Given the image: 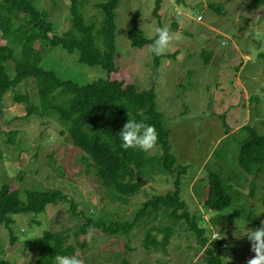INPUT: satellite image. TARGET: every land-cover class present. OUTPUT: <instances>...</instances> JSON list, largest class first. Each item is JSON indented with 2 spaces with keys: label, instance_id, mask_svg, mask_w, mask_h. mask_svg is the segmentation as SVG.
Wrapping results in <instances>:
<instances>
[{
  "label": "rangeland",
  "instance_id": "374dc122",
  "mask_svg": "<svg viewBox=\"0 0 264 264\" xmlns=\"http://www.w3.org/2000/svg\"><path fill=\"white\" fill-rule=\"evenodd\" d=\"M96 1L84 3L88 21L101 19L94 5ZM154 1L118 0L114 11L116 64L123 69L120 75H128L138 90L153 87L156 93L163 125L170 130L176 165L186 166L180 179V199L189 215L203 212L201 201L207 190L204 177L209 173L219 174L222 182L230 186L232 209L243 212L240 219L244 224L236 222L228 209L221 214L220 227L210 224L209 213L204 211L208 225L204 223L202 227L207 231L206 237L215 233L224 237L216 240L225 244L216 253L222 264H247L254 257L251 243L246 236L237 237L243 229L255 230L264 221V174L253 181L255 189L250 194L251 178L237 165L244 133L236 132L237 129L236 133L223 136V131L248 125L264 134V5L254 6L248 0H160L156 18L152 14ZM34 6L47 14L58 34L69 28L70 0H37ZM134 18L145 38H155V29L165 24L171 31L182 34L183 38L162 55L156 71L149 48L137 51L129 45L127 31ZM0 43L5 44L1 37ZM202 51L211 54L207 64L203 62ZM43 55L41 67L62 80L85 85L107 78L100 67L79 63L76 52L68 54L60 46L45 48ZM12 67L13 63L7 64L9 76ZM15 95H27L33 105H38L33 79L22 81L3 96L0 186L12 183L19 187L22 200L26 190H58L74 201L78 215L71 214L69 203L57 202L48 204L39 214L10 216L15 240L9 244L10 235L1 224L0 264H32L37 253L27 240L44 231L67 232L68 244L75 248L84 264H205L201 259L206 256L207 247L198 245L184 222L175 224L164 253L142 248L145 229L141 225L127 232L84 226L86 233L76 234L86 218L106 227L131 222L143 202L173 190L174 176L155 173L126 204L114 201L112 192L102 187L93 174L91 162L70 144L66 128L56 116L27 115L26 103H16ZM10 134L12 142L8 141ZM155 153L158 149L148 155ZM237 201L243 205L237 207ZM162 225L170 222L163 221Z\"/></svg>",
  "mask_w": 264,
  "mask_h": 264
},
{
  "label": "trees",
  "instance_id": "16d2710c",
  "mask_svg": "<svg viewBox=\"0 0 264 264\" xmlns=\"http://www.w3.org/2000/svg\"><path fill=\"white\" fill-rule=\"evenodd\" d=\"M35 1L0 0V37L5 40V44L0 43V115L4 110V94L13 91L22 81L33 79L38 105H33L27 95H15L14 100L16 103H26L27 115L37 113L56 116L66 128L70 144L91 162L93 174L102 187L112 192L114 201L126 204L143 184L150 182L151 175L155 173L174 176L173 190L164 195H153L143 202L134 212L131 222L106 227L99 221L86 218L76 234L86 233L84 226L109 232H127L133 226L141 225L145 229L142 248L164 253L174 234L175 224L184 222L187 229L194 233L198 245L201 248L207 247L206 256L201 261L205 264H222L216 255L221 243L208 240L205 235L207 231L202 227L206 224L202 215H189L180 199V179L185 174L186 166L176 165L169 141L170 130L163 125L153 87L138 90L128 75H120L123 69H119L116 64L114 14L118 0L95 2V7L101 13L99 22L85 18L83 9L87 0H70V26L61 34L56 32L47 14L35 8ZM248 1L254 6L264 5V0ZM160 4V0L154 1L152 14L156 18ZM134 19L127 31L129 45L137 51L146 50L156 37L145 38ZM54 46H60L68 54L76 52L79 63L100 67L107 78L83 85L73 80H62L53 71L45 70L40 65L43 53L45 48ZM201 56L207 64L211 54L202 51ZM151 57L153 70L156 71L164 56L151 54ZM10 63H13L12 76L6 73L7 64ZM128 119L155 126L158 132V153L149 156L139 149L122 148L119 132ZM236 132L244 133L238 148L237 165L243 174L251 178L252 194L255 189L253 181L264 174V134L248 125L241 126ZM229 133L230 130L225 129L223 136ZM8 141H13L11 134ZM204 178L207 190L201 205L203 212L209 213L208 222L217 227L223 226L221 214L231 209L230 213L237 220L232 217L233 221H243L244 224V220L240 219L243 212L240 214L239 209H232L230 186L223 183L216 173H209ZM23 196L24 200L21 199L20 188L12 183L0 186V225L3 224L10 235L9 244L15 240L10 230L12 215L39 214L45 211L48 204L57 202L69 203L71 214L78 215L74 201L58 190H26ZM262 201L264 203V194ZM235 204L237 207L243 205L241 201ZM163 221L170 222V225L163 226ZM27 243L37 253V259L32 264H56V255H76L75 248L68 244L67 232L44 231L39 237L28 239Z\"/></svg>",
  "mask_w": 264,
  "mask_h": 264
},
{
  "label": "clouds",
  "instance_id": "9594fccd",
  "mask_svg": "<svg viewBox=\"0 0 264 264\" xmlns=\"http://www.w3.org/2000/svg\"><path fill=\"white\" fill-rule=\"evenodd\" d=\"M156 38L149 45V53L155 56L164 55L169 51L176 42H179L183 37L179 32L171 31L170 27L165 24L155 29ZM126 39V38H125ZM122 141V148L139 149L146 153L157 150L158 132L153 125H149L143 121L128 119L119 132ZM246 236L251 243V251L254 257L247 260V264H264V221L261 226L255 230H247L241 232L237 237ZM220 233L214 234V240L223 239ZM56 264H84L82 258L77 255H56Z\"/></svg>",
  "mask_w": 264,
  "mask_h": 264
},
{
  "label": "bare ground",
  "instance_id": "6f19581e",
  "mask_svg": "<svg viewBox=\"0 0 264 264\" xmlns=\"http://www.w3.org/2000/svg\"><path fill=\"white\" fill-rule=\"evenodd\" d=\"M175 9H177L176 8V6H174V8H173V10H175ZM176 11V10H175ZM221 45H225L223 42L221 43ZM202 215V219L204 220V221H206V224L208 225V223H207V220H205V218H204V213L202 212V213H200V216ZM210 229V228H209ZM210 231V230H209ZM208 240H214V235L212 234L211 236H210V238H209V236H208ZM225 247V244L224 243H221L220 244V248H224Z\"/></svg>",
  "mask_w": 264,
  "mask_h": 264
},
{
  "label": "crops",
  "instance_id": "0c3cea01",
  "mask_svg": "<svg viewBox=\"0 0 264 264\" xmlns=\"http://www.w3.org/2000/svg\"><path fill=\"white\" fill-rule=\"evenodd\" d=\"M237 129H238V128H233V129H231V130H230V133L235 132ZM219 140H220V139H218V141H219Z\"/></svg>",
  "mask_w": 264,
  "mask_h": 264
}]
</instances>
